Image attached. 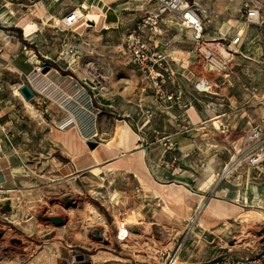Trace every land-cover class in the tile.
<instances>
[{
	"label": "rangeland",
	"instance_id": "1",
	"mask_svg": "<svg viewBox=\"0 0 264 264\" xmlns=\"http://www.w3.org/2000/svg\"><path fill=\"white\" fill-rule=\"evenodd\" d=\"M34 1L37 0H0V228L13 235L9 245H20L24 249L18 256L0 259V264H76L78 254H83L92 264H161L163 250L172 248L169 243H177L183 234L175 235L177 231L166 227L164 239L155 234V225L159 224L153 222L151 215L156 204L146 201L131 175H116L103 168L68 175L67 170L75 169L71 165L73 161L53 138L52 130L57 126L49 124L51 110L55 114L59 110L50 108L49 99L38 108L37 101L42 100L38 97L40 94L30 100L38 111L33 113L26 106L25 98L17 90L19 77L5 54L10 58L9 54L23 51L28 63L45 65L48 71H56L55 76L65 79L73 76L74 79L69 80L85 85L88 92L85 106L95 114L100 112V117L106 119L102 128L106 133L102 131L94 137L97 145L111 131L115 118L127 117L134 121L149 158L157 168L212 170L220 174L233 153L242 148L240 138L255 124L251 121L254 118L264 121V70L259 64L261 54L257 44L254 41L244 49L243 42L237 46L230 43L242 27L243 0H187L199 6L207 23L206 37L235 51L232 59L226 60L228 70L222 72L207 73L205 60L198 63L199 52L190 32L180 26L174 14L163 16L158 25L160 33L151 35L150 39L153 49L167 56L173 73L165 72L164 82L159 80L158 84L148 71L122 53L123 40L158 6L156 0H107L120 17L118 27L101 31L91 26L83 36L60 30L62 41L56 40L60 48L54 59L45 55V39L39 42L41 52L38 48L35 55L30 52L35 47L28 41L33 38L26 34V26L36 23L30 31L35 33L38 26L44 25L46 33L48 24H55L53 18L49 19L50 15L42 17L29 10ZM82 1L49 0L53 2V17L82 8ZM58 11H62V15L56 14ZM15 23L23 29L15 28ZM66 40H85L89 47L70 63L73 54L74 57L77 54L69 52L71 47L62 46ZM244 54L252 59L247 60ZM59 58L63 59L58 61ZM184 72L189 79L183 77ZM69 80L63 87L68 93L62 92L61 103H57L60 96H52L61 108L71 95ZM201 80L211 81L209 91L196 88ZM190 103L199 107L200 117L192 119L187 111ZM216 115L222 116L217 118ZM213 118L219 125H214ZM233 120H241L236 128L229 125ZM46 160L51 165L44 169L42 162ZM255 180L261 184L260 193L264 195V164L256 167L244 160L224 183L234 184V189L242 188L253 199L249 186ZM66 195L69 200H63ZM261 202L264 204V200ZM251 209L246 206V213ZM132 210L135 220L145 221L146 228L127 244L119 243L117 222ZM259 210L264 211V208ZM57 216L63 218L62 224L51 219ZM259 217L249 214L247 220L241 217L237 222H225L211 234L196 227L182 247L179 260L205 262L228 253L234 240L238 241L222 234V229L230 224L237 235L249 234L244 242L233 247L238 253L247 252L244 248L247 243L260 246L258 240L264 230V217ZM95 231L99 232L100 239ZM167 234L170 237H166Z\"/></svg>",
	"mask_w": 264,
	"mask_h": 264
},
{
	"label": "crops",
	"instance_id": "2",
	"mask_svg": "<svg viewBox=\"0 0 264 264\" xmlns=\"http://www.w3.org/2000/svg\"><path fill=\"white\" fill-rule=\"evenodd\" d=\"M52 3L53 2H49V0H37L29 5V10L33 13L41 14L42 17L50 15L49 19H52L54 16V11L51 8ZM65 5H67V3H64V6ZM61 13L62 11H58L56 14L62 15ZM20 19H22V17ZM20 19H18V21ZM48 25L46 33L44 32L46 26H38L34 30L35 33L31 32L33 40L28 41L33 43V47H35L33 51L36 53L37 48L41 52L39 42L45 39V47H47V53H45V55L49 57V59H54L58 50L57 48H60V45L56 46V40L60 39L62 41V37H60L62 33H58L61 29H57L55 24ZM14 27L23 29V26L18 23H15ZM240 29H242V27H240ZM187 30L190 32V35H192L191 31L189 29ZM244 30V49H247L249 44L255 41L259 54H261L262 57L264 55V35L260 31V28L250 25L246 26ZM54 32L55 34L52 35ZM11 37L15 36L11 35ZM18 42L20 43V41ZM71 44H75L76 46L75 53L77 57H74V54L72 56L75 60L89 47V43L85 40L83 42L66 40L62 43V46L67 49V47H71ZM53 51L55 52L52 53ZM23 53L25 52L20 51L15 55L9 54L10 58H8V54L6 53L5 59L11 61L10 64L13 67V71L19 77V83H17L18 87H20L22 83L28 82L26 75H30L34 88L38 90L37 92L50 96L52 99V101L49 100L51 102L49 105L50 108L52 106L54 109L59 110L57 114H55L53 109L51 110V114L53 115L50 114L52 119L49 124L52 127L57 126L55 131L52 130L53 138L73 161L71 165L75 169L67 170L66 172L68 175L77 174L86 169L95 167L98 169L103 168L105 171L108 170L116 175H131L136 182L135 186H138V189L142 190L140 194L145 196L146 201H149V204H156L153 205L154 212L151 215V218L154 219L153 222L159 224L163 228L166 227L168 230L172 229L177 231L175 235L183 234L186 228V220L197 215L198 211L200 212L198 214V223L195 225V228H200V231L211 234L225 222H237L241 218V215L246 213V206L250 207L251 205L258 204L264 208V204L261 202V200H264V195L260 193L261 184H259L258 181L255 180L254 184L249 186L253 194V199L249 197V194L247 196V193L245 194L242 188L234 189V184L225 185L224 183V180H228L235 170L238 169L240 165H243L244 161H237L239 152L233 153L232 159L229 162L233 164L234 171L224 177H221L222 173L218 174L212 170L159 169L151 162L149 151L143 144V139L141 138V134L136 130L134 121L127 117L115 118L111 131L102 141L110 144L113 149L118 151L117 154L108 155L100 162H89L92 158V148L89 143L93 141L95 136H99L103 131L102 128L104 123H106V119L100 117V112L95 114L85 106L88 102V92L85 85L69 80L70 78L74 79L73 76H66L69 79L55 76L53 73L56 71L54 70L48 71L47 74L32 72L34 64L28 63ZM244 57L247 60L252 59L248 54H244ZM61 59L63 58H59L58 61ZM172 59L175 61V57ZM185 73L186 72L183 73V77L189 79ZM238 79L240 80V77ZM68 80L70 82L68 90L71 95L68 96L66 102L64 101L65 106L61 108L58 104L61 103L60 101L63 100L62 98L64 95L68 93L63 89ZM230 83L232 84L231 81ZM216 94L218 93L214 92L213 95ZM55 95L60 96L58 98V104L55 99L52 98V96ZM38 97H41V95ZM187 111L192 115V119L200 117V109L193 103H190ZM216 116L219 118L222 115ZM244 117L245 115L242 118L244 119ZM212 120L214 125H216V121L218 124L217 119L213 118ZM240 121L241 120H233L229 125H231L232 128H236L240 124ZM251 122L255 123L251 126H260L264 128V121L262 122L254 118ZM249 123L248 121V124ZM103 133L106 132L103 131ZM79 162H83L85 165L79 168ZM260 165L256 167H260ZM258 175L259 174H257V176ZM258 198V202L255 201ZM249 200L254 201L250 203ZM175 239L173 237V240ZM176 244L177 243L174 241L169 243V245L172 246Z\"/></svg>",
	"mask_w": 264,
	"mask_h": 264
},
{
	"label": "built area",
	"instance_id": "3",
	"mask_svg": "<svg viewBox=\"0 0 264 264\" xmlns=\"http://www.w3.org/2000/svg\"><path fill=\"white\" fill-rule=\"evenodd\" d=\"M156 1L158 3V6L152 11H149L140 21L138 27L131 33H129L123 40L122 53L124 55H128L131 61L137 64L142 70H145L146 72L148 71L153 79H155L157 84L159 83V80H162V82H164L165 72L169 74L170 72L173 73V70H171L169 67L170 62L167 59V56L162 54L159 49H153V44L151 42L150 36L160 33L158 31L159 21L163 16L171 13L175 15L180 26L191 31L192 39L195 41L197 50L199 52V56L197 59L198 63L201 61V59L205 60V71H207V73H211L216 71L222 72L228 70L229 64L226 60L232 59L231 57L233 56V53H235V51H233L231 48H227L222 42H214L206 37L207 23L201 15L199 6L189 4L187 0ZM80 13V8H75L69 11L67 14L62 15L58 18L53 17L55 26L57 28L64 27L67 30H71L72 32L77 33V35H80L72 28L77 19L80 17ZM240 15L242 19V29H240L237 34L231 39L230 43L233 46H237L242 43L243 40H245L244 28L246 26H257L260 28V31L264 35V0H243L240 8ZM211 20L212 18L209 19L208 22H211ZM204 44L213 47L215 49V55L220 58V60L225 58V66L220 67L214 64L213 60L202 51V45ZM219 45H223L229 50L228 55L224 56L219 53V51L217 50ZM30 52L33 53L32 55H35L33 49H31ZM61 52L63 54V51ZM69 52H75L74 45L71 46ZM73 60L74 58L71 59L70 63H73ZM259 64L264 70V55L260 58ZM208 65L209 68H207ZM45 67L46 66L42 64L34 65L32 72L42 74ZM26 77L34 92L33 98L35 99L37 98V94L40 93H38V90L34 88L30 75H26ZM203 81L204 80H201V82L196 83L197 89L201 90L199 84ZM211 87L212 84H210V88ZM19 88L17 90H19ZM40 95H42V100L40 102L37 101L38 108H41V106L45 104L47 99L52 101L50 96H47L45 94ZM10 122L13 124L14 120ZM244 160L250 165L255 166H259L260 164L264 163V128L260 126H251L249 129L245 130L244 134L242 135V148L240 147L237 161L243 162ZM138 190L140 191V189ZM199 212L200 211H198V214ZM198 214L186 220V228L183 232L182 238L177 242V244L172 248H166L165 250H163L161 264H264V230L260 235L261 238L259 239L258 237L260 246L253 247L250 243H247L244 247L247 252L243 254L238 253L236 249H234L239 244V241H235L233 239L234 242L230 251L220 257L205 262L196 263L180 261L179 254L185 242L189 238L191 230L193 231L195 225L198 223ZM129 228L133 230L134 226L130 225ZM156 233H158V235ZM155 234L159 236V238L162 236V232L158 229L155 230ZM127 238L128 237H125V239L122 238L120 232L116 233V239L119 243L127 244L128 242H130V240L127 241Z\"/></svg>",
	"mask_w": 264,
	"mask_h": 264
},
{
	"label": "bare ground",
	"instance_id": "4",
	"mask_svg": "<svg viewBox=\"0 0 264 264\" xmlns=\"http://www.w3.org/2000/svg\"><path fill=\"white\" fill-rule=\"evenodd\" d=\"M81 6L82 8H80V14H79V18L77 19V21L75 22V24L72 26L73 30L78 32L79 34H81L82 36L84 34L87 33L88 28L93 26L95 28H97L98 30H104V29H111V28H116L119 25V21H120V17L118 16V14L116 13L115 9L108 3L107 0H84L81 2ZM84 9H89V10H84ZM94 23L93 24H91ZM57 24H58V19H57ZM36 23H29L25 30H26V34L28 36H30L31 34V30L35 27ZM61 30H67L66 28L62 27L60 28ZM217 50L219 51V53H221L222 55L226 56L228 55L229 50L223 46V45H219ZM202 51L207 54L214 62L215 65H218L220 67L225 66L226 62L220 58H218L215 54V49L213 47H210L208 45H202ZM93 50L90 51V53H92ZM214 66V65H211ZM209 68V65L208 67ZM210 84L211 81H203L202 83L199 84L201 90H209L210 89ZM26 106L29 107V109H31V111L34 113L38 110H36L34 108V106L31 104V101L29 100H24ZM217 124V121H216ZM218 125V124H217ZM118 151H116L115 149H113V147H111L110 144L108 143H104V142H100L97 147L92 149V158L90 159L89 162H100L102 159H104L106 156L108 155H112V154H117ZM50 162L49 161H43L42 162V167L44 169L48 168V166H50ZM85 164H83V162H79L78 163V167L81 168L83 167ZM95 169H97V167H95ZM233 164L228 163L223 172L221 177L224 176H228L229 174H231L234 170H233ZM63 200H69V195H66ZM250 207H252L253 209H251L252 211L248 212V213H244L241 215L242 218H245L244 220H247V217H249L250 215H254V217L256 218H260L259 216L264 217V211H261L259 209H263V207L261 205H251ZM257 209V210H256ZM70 214V213H69ZM68 214V215H69ZM71 216V214L69 215ZM15 217H17V215H15ZM136 216L134 214V210L130 211L124 219H121L117 222V232H120V235L122 238L125 239V237L127 238V241L131 240L134 238V236L136 235H140V233H136L134 232L131 228H129L130 225L138 228L140 231L145 229L146 227L144 226L145 221L143 220H135ZM128 224V225H126ZM156 228H158L159 231L162 232V236L160 239H164L165 238V230L162 226L159 225H155ZM142 233V232H141ZM105 230L102 231V235L104 236ZM222 234L224 237L226 238H238L239 242H244V240H246L249 237V234H236V229L234 228L233 225H228L226 228L222 229ZM13 235L11 233H9V231H6L4 233V235L2 237H0V259H5L8 257H12V256H18L20 255V253L22 252V250H24L22 248V246L20 245H16V244H10L9 245V239L12 237ZM166 237H170L169 234H167ZM107 238V237H106ZM173 247V246H172Z\"/></svg>",
	"mask_w": 264,
	"mask_h": 264
},
{
	"label": "water",
	"instance_id": "5",
	"mask_svg": "<svg viewBox=\"0 0 264 264\" xmlns=\"http://www.w3.org/2000/svg\"><path fill=\"white\" fill-rule=\"evenodd\" d=\"M49 70V67H46L43 72H47ZM20 94L26 99V100H31L34 97V92L31 88V85L28 82L22 83V85L19 88ZM97 142L95 141H91L89 143V145L91 146V148H95L97 146L96 144ZM51 219L57 223V224H62L63 223V218L62 217H51ZM157 228H155L156 230ZM135 232L139 231L138 228L134 227L133 229ZM4 233V230L2 228H0V237L2 236V234ZM97 237L100 239V234L98 231H95ZM158 235V233H156ZM14 242H17V240H14ZM76 260L77 263L76 264H92L91 261H86L85 260V256L83 254H78L76 256Z\"/></svg>",
	"mask_w": 264,
	"mask_h": 264
}]
</instances>
